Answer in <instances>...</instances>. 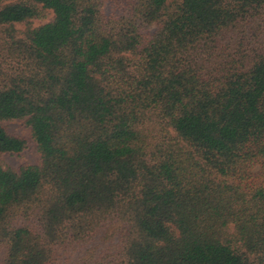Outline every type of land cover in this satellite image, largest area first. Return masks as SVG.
Masks as SVG:
<instances>
[{"label":"trees","instance_id":"1","mask_svg":"<svg viewBox=\"0 0 264 264\" xmlns=\"http://www.w3.org/2000/svg\"><path fill=\"white\" fill-rule=\"evenodd\" d=\"M12 1L0 264H264V0Z\"/></svg>","mask_w":264,"mask_h":264},{"label":"rangeland","instance_id":"2","mask_svg":"<svg viewBox=\"0 0 264 264\" xmlns=\"http://www.w3.org/2000/svg\"><path fill=\"white\" fill-rule=\"evenodd\" d=\"M29 0H13L12 2H28ZM133 0H108V12L109 14H122L128 11L131 8ZM55 16L52 11L47 12V16L43 20H36L33 22L34 27H39L46 23L52 22ZM18 30H24V25H18ZM2 126L6 129V131L10 135H14L16 137H20L26 139L28 142L27 149L18 155H10L4 154L1 157V160L5 167H10L14 169H19L21 166L25 164L30 165H41L42 164V156L38 150L37 143L34 141L32 137V132L30 127L26 124V120H13V121H3ZM257 173H259V177L256 178L257 182L264 184V167H258L256 169ZM4 254V248H0V262L2 261ZM66 258V254L62 251L60 252L59 259L64 261Z\"/></svg>","mask_w":264,"mask_h":264}]
</instances>
